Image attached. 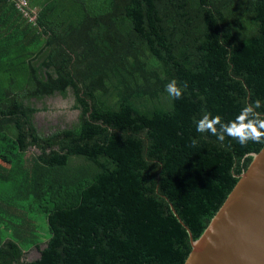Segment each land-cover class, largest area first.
<instances>
[{
	"label": "trees",
	"instance_id": "obj_1",
	"mask_svg": "<svg viewBox=\"0 0 264 264\" xmlns=\"http://www.w3.org/2000/svg\"><path fill=\"white\" fill-rule=\"evenodd\" d=\"M26 1L0 0V264H183L264 146L195 125L264 103V0ZM55 97L77 122L42 133Z\"/></svg>",
	"mask_w": 264,
	"mask_h": 264
},
{
	"label": "water",
	"instance_id": "obj_2",
	"mask_svg": "<svg viewBox=\"0 0 264 264\" xmlns=\"http://www.w3.org/2000/svg\"><path fill=\"white\" fill-rule=\"evenodd\" d=\"M237 178L183 264H264V146Z\"/></svg>",
	"mask_w": 264,
	"mask_h": 264
},
{
	"label": "clouds",
	"instance_id": "obj_3",
	"mask_svg": "<svg viewBox=\"0 0 264 264\" xmlns=\"http://www.w3.org/2000/svg\"><path fill=\"white\" fill-rule=\"evenodd\" d=\"M186 88V83L181 87L175 79L165 86L166 92L173 99H180ZM261 107H264V103L259 99L250 104L246 103L239 113L227 122H224L220 115L204 111L195 122L196 131L215 136L220 142L228 137L236 140L241 146H247L249 142L264 144V113L257 111ZM191 144L195 146L197 141L193 139Z\"/></svg>",
	"mask_w": 264,
	"mask_h": 264
},
{
	"label": "rangeland",
	"instance_id": "obj_4",
	"mask_svg": "<svg viewBox=\"0 0 264 264\" xmlns=\"http://www.w3.org/2000/svg\"><path fill=\"white\" fill-rule=\"evenodd\" d=\"M71 101L55 97L47 100L48 110L44 113L40 112L36 116V123L42 133H47L49 129L55 126H70L77 122L78 113L71 109ZM42 241L47 239L45 228L40 229ZM39 257L38 251L31 249L25 254L24 261H33Z\"/></svg>",
	"mask_w": 264,
	"mask_h": 264
},
{
	"label": "built area",
	"instance_id": "obj_5",
	"mask_svg": "<svg viewBox=\"0 0 264 264\" xmlns=\"http://www.w3.org/2000/svg\"><path fill=\"white\" fill-rule=\"evenodd\" d=\"M16 3L17 9L22 13L23 17L27 18L29 22H34L35 15L28 8L26 0H12Z\"/></svg>",
	"mask_w": 264,
	"mask_h": 264
}]
</instances>
